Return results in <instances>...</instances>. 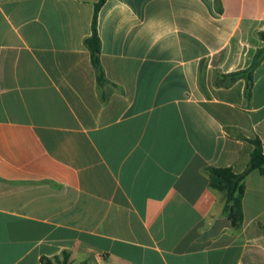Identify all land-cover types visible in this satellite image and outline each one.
<instances>
[{
    "label": "crops",
    "instance_id": "1",
    "mask_svg": "<svg viewBox=\"0 0 264 264\" xmlns=\"http://www.w3.org/2000/svg\"><path fill=\"white\" fill-rule=\"evenodd\" d=\"M0 0V264H264V175L234 229L206 168L264 149V0Z\"/></svg>",
    "mask_w": 264,
    "mask_h": 264
},
{
    "label": "trees",
    "instance_id": "2",
    "mask_svg": "<svg viewBox=\"0 0 264 264\" xmlns=\"http://www.w3.org/2000/svg\"><path fill=\"white\" fill-rule=\"evenodd\" d=\"M105 2L106 0H99L95 5L92 22V35L85 40V46L90 52L91 63L95 70L97 88L103 102L107 101V95L104 94L103 90L110 83L107 79L100 58L101 41L98 33V15ZM258 36L264 42V32H259ZM263 56L264 48L258 52L252 67L248 70L229 75H215V86H223L226 81L233 83L239 79H244L246 81L245 96L247 99H250L253 87V73ZM248 141L254 145V150L251 153L250 162L243 172L238 173L232 167H209L205 169V172L209 177L210 187L223 194L224 212L234 229L241 228L244 222L243 199L246 190V178L254 170H259L261 174L264 175L263 144L259 139ZM69 258L70 255L67 252H64L61 256H55L52 258L43 257L41 264H69Z\"/></svg>",
    "mask_w": 264,
    "mask_h": 264
}]
</instances>
